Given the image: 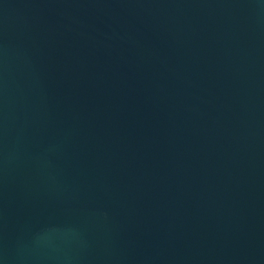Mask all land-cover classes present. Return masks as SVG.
I'll return each mask as SVG.
<instances>
[{"label":"water","instance_id":"1","mask_svg":"<svg viewBox=\"0 0 264 264\" xmlns=\"http://www.w3.org/2000/svg\"><path fill=\"white\" fill-rule=\"evenodd\" d=\"M0 264H264V0H0Z\"/></svg>","mask_w":264,"mask_h":264}]
</instances>
